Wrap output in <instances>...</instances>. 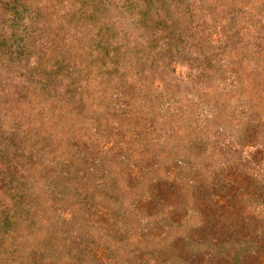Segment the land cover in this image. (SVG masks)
Segmentation results:
<instances>
[{
	"label": "trees",
	"instance_id": "trees-1",
	"mask_svg": "<svg viewBox=\"0 0 264 264\" xmlns=\"http://www.w3.org/2000/svg\"><path fill=\"white\" fill-rule=\"evenodd\" d=\"M261 1L227 0L225 3L234 13L233 17L239 18L254 13ZM9 2L15 3L14 11L10 12L9 8L12 7L3 3L2 14L12 17L13 26L9 27L13 31L23 28V34L17 39L26 50L15 47L16 43H8L11 33L6 41L0 40V123L5 121L9 132H13L15 138L18 137L15 144L0 150V161H3L6 169L2 174L5 176L6 171L12 173L13 169H20L14 179L9 178L12 184L5 189L7 201H0V206L3 203L10 206L6 209L8 213L2 220L3 224H0V260L3 254L9 255L12 248L34 245L36 251L43 255L51 252L60 254L59 258L62 255L71 256L69 264H75V259L80 258V255H75L79 252L78 244H82V249L86 248V251L99 249L101 235L115 234V237L119 235L125 241V245H133L125 252L120 264H145L144 260L148 264H187L186 259L191 260L189 264H264V185L247 170L263 154L257 145L259 139L261 142L264 139V109H249V119L238 129L237 142L241 148L257 146V151H252L248 159L244 160L238 154L232 156L233 160L226 167L219 166L211 170L210 180L201 178L197 173L194 175V169H191L193 175L190 177L193 180H183L181 185L173 179L170 191L166 190L164 182L172 179V173L178 169L183 171L182 166L198 160L201 154L207 153V149L203 142L189 134V130L183 134L188 129L183 125L174 127L173 135L168 136L169 123L160 122V117L153 118L155 124L149 125L146 132L142 128L138 130L141 134L139 140L127 132L129 128L125 122H131L132 116L128 114L127 119L121 106L123 98L131 101L129 96L134 88L129 81L132 73L130 68L127 72L126 67L133 65L134 56L130 52L133 36L122 34L131 22L128 12L123 10L124 19H116L112 17V8L104 4L100 6V0H82V4H88L82 19H85L84 31L89 37H77L72 23L56 24L61 21L53 18L56 14L60 18L65 17V11H55L53 7L47 12L48 16H31L32 19L24 26L22 22L26 19L23 15L26 5L37 0H7ZM214 3L218 5L221 0H215ZM76 17L81 19L82 15L78 12ZM183 18L178 13L173 16L175 22L171 24L168 18L162 24L168 34L158 40L162 45L161 50L158 54L145 51L146 58L140 60L145 62L144 77L147 78L143 85L149 88L143 93L147 96L142 99L147 108L139 112L140 118H145L147 109L151 116L155 115L157 102H161L165 96L171 101L180 94H187L175 74L169 70V58L165 54L168 51L172 57L174 50L187 45V41L181 38L182 33L188 31L182 25ZM143 35L141 33L139 36ZM71 37L76 39L73 44H69ZM36 54L37 66L29 76L32 79L30 84L32 81L35 84L26 88L28 93L12 91L16 87L14 78H17L12 75L18 73L17 68L21 67L24 60H31ZM197 55L203 63L201 66L205 68L200 76L201 81L211 82V70L215 66L212 62L215 61L204 63L210 58L199 52ZM137 57L141 55H136L135 59ZM123 66L126 68L120 70ZM237 77L243 88L240 92L243 96L257 93L258 90L254 88H264V75L260 84L252 82L254 88ZM1 79L6 83H2ZM160 79L166 83L167 94H160L155 88ZM158 85L160 88L161 84ZM260 95L263 99L264 93L260 91ZM206 96L211 101L218 98L212 90ZM131 123L127 125L133 127ZM166 136L168 142L162 141ZM114 137L116 145L111 141ZM155 137L165 145L161 147V144L154 142ZM98 141L99 144H96ZM0 144L5 145V140L0 139ZM101 147L106 148L107 152L102 153L98 160L94 159L95 151L102 150ZM20 149L30 153L27 163L23 164L12 157ZM12 151L13 154L9 156ZM39 155L52 159L50 172L44 171ZM10 161L17 167L11 166ZM138 169H141V173H138ZM163 171L167 173L162 174ZM51 172L54 182L62 184L58 187L60 194L57 203H50L47 195L43 196L44 210L40 212L43 219L21 228L24 223L19 222V214L10 213L15 211L19 192L26 194L28 209L33 208L30 195L38 194L34 181L46 179ZM146 176L148 179L144 182ZM174 185L180 188L172 191L176 188ZM20 188L25 191H20ZM1 192L0 195L4 196ZM12 192L13 195H10ZM110 194L113 199H110ZM174 194L179 197L171 198ZM198 199L200 202L198 207L195 206V211L200 212V218L196 220L192 217L184 222L187 227L183 232L175 230L183 228V219L181 216L177 218L178 215L185 212L187 204ZM121 202L127 204L128 210L120 205ZM28 209L26 207L24 210L25 214L31 217L33 211ZM57 210L68 214L71 220L64 218L56 221L57 215L52 212ZM136 217L138 233L132 230L124 231L123 234L117 232L121 220ZM146 226L151 232L154 227L162 229L160 238H164L157 240L147 237L144 234ZM165 230L171 234L167 238L163 235ZM60 241H66L64 246L59 244ZM56 246L57 249L54 248ZM146 255L149 256L145 258Z\"/></svg>",
	"mask_w": 264,
	"mask_h": 264
},
{
	"label": "rangeland",
	"instance_id": "rangeland-1",
	"mask_svg": "<svg viewBox=\"0 0 264 264\" xmlns=\"http://www.w3.org/2000/svg\"><path fill=\"white\" fill-rule=\"evenodd\" d=\"M10 1L12 2V0ZM81 1L72 0L63 2L62 0H37V2H30L28 5H26L27 8L25 10V14H23L26 19L22 22V24L25 26V24L29 22V19H32L31 16H45V14L48 16L47 12L51 11L52 8L55 7V11L66 12L65 17L60 18L57 16L58 14L53 17L56 18V20L61 21V23L57 22L56 24L70 25V23H72L74 26L73 29H75L74 33L77 34V37H89L84 31V28L86 27L84 24L85 19H82L84 18V15H86L85 11L88 10V4H82ZM214 1L215 0H190L188 3L186 0H100V6L107 5L108 8H112V17L116 19H124L122 11L125 10L129 14L128 20L131 21L130 25L125 29V32L122 33L127 35L132 34L133 36L130 50L134 56L133 65L126 67L128 68L127 72L130 68V72L132 73L131 77H129V81L134 86V88L131 95L129 96L131 101L129 100L128 102L127 98H123L121 106L126 113L127 119L128 114L132 116V123L130 121H126L124 117L126 121L125 124L131 123L133 125V127H130L126 124V126L129 128L127 132L132 134L136 140H139V136L141 134L138 130L142 128L143 131L146 132L145 130L149 125L155 124V120L153 118L157 119L160 117V122L167 121V123H169V129L167 130L168 136L173 135L174 127L177 125L182 127L183 125L188 128H184L186 130L183 131V134L187 133L189 130V134L196 140L203 142L205 148L207 149V153L203 155L201 154V157H198V160L191 164L187 163L185 166H182L183 171L178 169L177 171L173 172L171 177L172 179L164 182V188L166 190L171 189L170 182L173 179L178 180L179 184L181 185L183 180H193L190 177L193 175L190 173L191 169H194V175L197 173L201 178H207L210 180L212 169L219 166L222 168L226 167L233 160L232 156L237 154L242 155L244 160L248 159L252 151H257V146L263 150L262 157L258 162L255 161L251 163L247 170L260 181V184L264 185V139L262 142L259 139L258 145L256 147L241 148L237 142V136L239 135L238 129L240 126L243 127V123L246 121V119H249L248 116L251 114L250 111H253L257 108L264 109V97L261 99V95L259 96L260 91L264 93V88L263 86H261L262 89H259L258 87L254 88V84L252 83L257 81L260 84L261 78L264 75V73H262L264 72V1L262 0L260 6L255 7L254 13L247 14L248 16L239 18H234V13L231 12V9L226 7L227 4L225 1L227 0H221V3L218 5H215ZM3 3L12 7H8L10 12L11 10L14 11L15 7L14 2L11 4L9 2L8 4L7 0H0V40L6 41L8 34L11 33L9 35L10 40L8 43L10 45L16 43L15 47L25 48L22 46L23 44L21 45V43L18 42L19 40L17 39L21 37V34H23V28L19 29L18 31H13V29L9 27L10 25L13 26L11 22L12 17L2 14L4 10ZM105 9L107 10L106 7ZM101 10L103 11V9ZM78 12L82 15L81 19L76 17ZM178 13L180 16L181 14L184 16L182 25H185L188 28L187 33H182L181 37L182 40L184 39L187 41V45L184 48L182 47L181 49L174 50L172 57L169 56L170 52L168 51H166L165 54L169 58V70L175 74L176 79L179 80L178 82L187 91V94L186 92L183 93V95L180 94L174 98L176 100L171 101H169L168 97L165 96L161 102H157L155 115L151 116L147 109L144 113L145 118H140L141 115H139V112H143L144 109L147 108L146 103L142 100L147 96H144L143 93L147 92V89H149L147 86L143 85V81L147 80V78L144 77L145 62L140 60L146 58L147 55H145V51L150 52L151 54H158L162 46L158 40H162V38H165V36L168 34L167 29H165L162 24H164L168 18L170 24L174 23L175 21L173 20V16L177 15ZM34 14L36 15L34 16ZM106 14L109 15L107 12ZM108 19L110 21V17ZM35 20L36 19H34V21ZM55 28L65 29L61 27ZM30 30H32V28H30ZM179 31L182 32V29H179ZM55 33L56 32H54V34ZM81 33L82 35H80ZM141 33H144L142 37L139 36ZM178 33L179 32H177V34ZM195 38L196 40H194ZM75 41L76 39L71 37L69 44H73ZM38 43L41 44L42 42ZM155 44H157V46H155ZM28 52H30V49ZM32 52L34 53V50ZM198 52L207 55L210 58V61L206 59L204 63L211 64L212 60L215 61V63L212 62V64L215 66H213L214 68L211 70V82L201 81L200 76L202 73H204L205 68L201 66L203 63H201L200 56L197 55ZM136 55H141V57H137L135 59ZM36 58L38 59L37 54L34 55L31 60H24L21 67L17 68L18 73L14 72L12 76L17 78H14V85H16V87H14L12 91L20 90L22 93H28L26 88L32 84H35L34 81H32L30 84L32 79L29 76L33 73L37 66ZM121 63L124 64L123 61H121ZM126 67L123 66L120 70H124ZM237 76L246 81L250 88H254L258 90V92L253 94L250 93L251 96H243L240 94L242 86L237 81ZM1 81L2 83H6L2 79ZM158 84H161L160 88ZM158 84H155V88L159 91V93L167 94L166 83H164L163 80L161 82L160 79ZM7 89L9 90V88ZM210 90L217 93V99L211 101V99L206 96L207 92H210ZM245 94L248 93L246 92ZM242 96L244 99H242ZM177 100H179V102H177ZM218 100L220 103L217 102ZM222 100H224V102H222ZM249 109L251 110L249 111ZM262 113L264 114V111ZM11 128L13 130L15 129L12 125ZM9 130V126L6 125L5 121L0 123V139L5 140V145L0 144V150H6L7 147L5 146L16 143V138L18 137L15 138L13 132H9ZM166 138L167 136L164 137L162 141L166 140ZM155 140L154 142H158L156 137ZM111 141L114 143V145H116V137L112 138ZM166 141L168 142V140ZM158 143L161 144V147L165 145L163 142ZM96 144H99V141ZM140 148L141 150L143 149V147ZM151 151L153 152L152 148ZM13 152L14 151H12L9 156H11ZM105 152H107V149L102 148V150L99 149V151H95V155L92 156L94 159L98 160L99 156ZM111 154L112 158H114L112 152ZM29 155L30 153L20 149L19 153L13 155L12 157L18 159L24 164L29 161ZM39 157L38 158L41 159V164H43L44 171L50 172L52 169V159L49 160L48 157H42V155H39ZM88 158L90 159V155ZM10 164L13 167H17L13 161H10ZM48 165H50L51 168L48 167ZM241 166L239 169H241ZM243 168L245 169V167ZM3 170H6L5 165L3 161H0V190L4 193V196H2V194L0 195V201H7L6 197L8 193H6L5 189L9 184H12L9 178L12 177V179H14L13 177L15 174H17V172L20 171V169L18 167L17 171L13 169L12 173L10 172L11 174L6 171L5 176L2 174ZM138 173H141V169H138ZM164 173L167 172L163 171L162 174ZM219 173L220 172H218V175ZM147 179L148 176L144 178V182H146ZM34 185L38 189V194L34 193L33 195H30L33 200V208L29 207V209L31 208L30 212L33 211V215L28 217V215L26 216L25 214L26 212L24 210H26V207L28 209V205L26 204V194L23 192H19L18 194L19 197L16 204L14 205L15 211L10 212L12 214H19V222L24 223L23 227L21 228H27L29 224H32V221L33 223H38V219H43V215L40 213L42 210H44L43 208L45 201L43 200V196L47 195L46 197L50 203H57L60 194V189L58 187H60L62 184L59 185L58 182H54L51 172L46 179L34 181ZM173 187L176 188H173L172 191H177V189L180 188L176 185ZM19 190L25 191L23 188H20ZM13 193L14 192H12L10 195H13ZM111 194H113V191ZM111 194L110 199H113ZM53 195H56L57 197L54 198ZM176 197L179 196L177 194L171 196L173 199ZM199 202L200 201L198 199V201H192V203H189L184 207L185 212H193H184L179 214L177 218L181 216L180 218L183 219L181 223L183 224V228H175V230H181L183 232L187 227L185 226L184 222L190 220L192 217H194L196 220L200 218V212L195 211V206L198 207ZM120 205L127 209L126 203L123 204L121 202ZM229 205H231V203ZM7 207H10L7 205V203H3L0 206V224H3L2 220L5 219V214L8 213L6 210ZM53 213L57 215L56 221L64 218L67 219V221L71 220L70 216L68 214H63L62 210H57L56 212H52V214ZM128 218L121 220V222L118 224L117 232H119V234H123L129 230H132L134 233H138L136 226L138 217L130 220H128ZM45 221L46 219H44L43 222ZM145 230L146 232L144 234H146L149 238L152 237L156 238L157 240L164 238H160L162 229L154 227L151 232V230L148 231V227L146 226ZM163 232H165L163 235H166V238L168 234H170L167 232V230ZM75 234H73V238L75 237ZM100 239L102 242L100 248H91L89 251H86V248L82 249V244H78L76 241L79 252L75 255H80V258L77 257L75 259V264H120L121 260H123L125 252L133 246H131V243L130 246L125 245V241L122 240L119 235L115 237V234L110 236L101 235ZM108 239H110V241H108ZM64 242L60 241L59 244L61 243L60 245L64 246ZM47 244L49 245V243ZM54 248L57 249L58 247L56 246ZM25 249L26 251L22 255V252ZM33 252H35V254ZM64 252H67V250ZM59 255L60 254L58 253L51 252H47L43 255L42 252L36 251L34 245L23 248L15 247L10 250L9 255L6 253L3 254L4 257L1 256L3 258L2 261L0 260V264L71 263V256L64 257V255H62V257L59 258ZM148 256L149 255H146L145 258ZM144 261L145 264H148L146 260ZM185 261L187 264L191 262L190 259H186ZM149 264H151V262H149ZM183 264L186 263L183 262Z\"/></svg>",
	"mask_w": 264,
	"mask_h": 264
}]
</instances>
